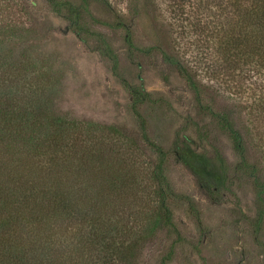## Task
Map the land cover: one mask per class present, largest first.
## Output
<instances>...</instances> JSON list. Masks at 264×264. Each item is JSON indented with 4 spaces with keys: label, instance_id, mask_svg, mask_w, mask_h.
<instances>
[{
    "label": "rangeland",
    "instance_id": "1",
    "mask_svg": "<svg viewBox=\"0 0 264 264\" xmlns=\"http://www.w3.org/2000/svg\"><path fill=\"white\" fill-rule=\"evenodd\" d=\"M205 1L140 0L135 6V0H89L80 8V21L87 31L77 35L68 28L65 8L57 14L46 0H0V115L22 114L28 120L0 122V126L38 128L48 134L33 143L26 141L28 134L23 135L26 140L13 134L10 139L0 137L3 192L10 194L16 180L25 182L26 188L28 181L37 187L47 182L46 172L38 167L52 147L46 149L43 140L47 145L55 141L48 129L58 128L47 119L73 123L72 128L87 133L98 128L108 132L107 126L124 129L128 136L124 142L92 134L91 154L81 165L71 156L82 147V139L70 137L56 146L62 151L67 145V157L81 166L65 167L61 177L71 188L79 174V184L71 188L70 196L77 201L76 194H87L80 200H95L91 220L95 228L102 230L108 221L114 230L110 244H133L123 255L126 260L112 264H264V222L256 239L250 223L253 196L246 178L236 184V197L216 204L168 152L186 116L204 124L212 121L210 115L200 111L186 80L157 50L141 53L130 48L126 30L117 27L129 28L131 42L138 49L158 45L188 63L202 83L204 105L213 111L235 109V124L264 175V112L257 105L260 100L264 103L263 71L255 74L250 65L236 67L239 76L227 82L224 74L210 73L209 66L222 64L216 54L219 46L215 38L206 48V32L201 28L205 22L217 23L219 10L218 0L208 10ZM108 51L115 55L114 71ZM129 87L149 93L150 101L134 104L136 96ZM133 108L142 116L149 140L168 152L160 180L152 173L157 156L140 138V120ZM186 133L193 137L191 129ZM216 140L234 164L237 156L232 141L217 134ZM59 155L65 157L63 152ZM163 196L165 208L161 207ZM59 223V264L93 260L91 251L82 253L76 237L66 248V222ZM29 227L16 228L15 236L26 241Z\"/></svg>",
    "mask_w": 264,
    "mask_h": 264
},
{
    "label": "trees",
    "instance_id": "2",
    "mask_svg": "<svg viewBox=\"0 0 264 264\" xmlns=\"http://www.w3.org/2000/svg\"><path fill=\"white\" fill-rule=\"evenodd\" d=\"M46 1L50 4L52 11L57 14H61V9L65 8L66 15L63 16L73 33L80 35V31H87L80 21V8H83L89 0H80L79 5L76 6L67 1ZM91 1L101 2L103 0ZM139 1L135 0V6ZM215 1L206 0L205 8L208 10ZM216 4L219 10L218 22H205L204 27L201 28V32H206L204 42L206 48L211 47L215 38L219 46L216 54L222 64H217L214 68L213 65L209 66L210 73L216 76L224 74L228 77L224 79V82L239 76V74L236 75L235 68H241L243 65L252 66L255 74H260L261 71H263L261 74H264V0H218ZM117 27L126 30L125 41L130 48L141 53L157 50L163 61L173 66L186 80L194 93L200 111L210 115L212 121L204 124L195 121L191 116H186L185 123L176 131L168 152L175 163L183 166L192 174L198 189L204 192L213 203L221 204L226 197H236V184L242 177L246 178L251 188L254 207V216L250 219V223L257 239L264 222V175L259 165L251 158L249 143L235 124V109L224 107L213 111L209 105H204L202 103V83L188 63L158 45L138 49L131 42L129 28L123 24ZM108 53L110 54L111 51ZM212 55L213 52L208 54L210 57ZM111 56L114 71L117 63L115 55L111 53ZM129 88L133 93L132 96H136L134 104L136 101H150L149 93H140ZM257 105L264 112V103L261 100ZM133 110L140 120V138L145 147L151 149L157 156L152 173L154 179L160 180L163 177V162L168 152L149 140L142 116L135 108ZM249 113L251 114V110ZM23 116L22 114L0 115V122L8 124L23 120L26 122L27 117L23 118ZM50 120H53L54 127L58 128L48 129L49 136L56 139L49 145L43 140L44 147L49 148V151L52 147V152L50 151L45 161L38 167L39 171L46 172L47 182L37 187L36 182L31 184L28 181L27 184L30 187L26 188L25 182H22L23 186L16 180L14 183L16 187L10 194L3 192V186L0 183V264H59L57 247L62 245L59 241L60 227H62L59 222L61 221L66 222L65 230L68 234L66 248H70L73 238H78L82 253L90 251L93 253V260L90 261L92 264H112V262L126 260L123 255H127L126 250H132L133 244L126 246L118 243L117 245L110 244L113 241L111 239L114 231L109 228L110 223L105 221L102 230H97L91 221L94 216L95 200H80L85 199L83 196L87 194L83 196L76 194L77 201L73 199L74 196H70L71 188L73 187L74 190L79 184L81 179L79 174L75 178L74 186L68 188L67 183L62 181L61 171L74 165L76 169L81 167H78L71 159L74 157L81 165V161L91 154L92 134L97 132L102 138H113V142L127 141V134L124 129L116 126L105 127L108 132L104 133L101 128L87 133L85 130L78 131L72 128L73 123L61 121V119H47L48 122H51ZM188 128L192 130L193 137L187 135ZM46 131L38 128L26 131L22 128L13 129L0 126V137L10 139L13 134L15 138L26 140L24 136L28 134L26 141L33 143L41 135L47 137ZM216 134L232 141L237 156L234 164L228 162L216 144ZM70 137H73V140H83L82 147L76 150V154H73L71 159L67 157V145H63L62 151H57L56 147L70 140ZM28 150L31 151V147ZM62 152L65 157L59 155ZM161 207L165 208L164 196ZM53 218L56 222L50 223L49 220ZM77 223L79 227L75 228ZM25 224H31V227L25 231L26 241L14 234L16 228ZM74 229L76 233L73 232ZM115 251L117 253H114Z\"/></svg>",
    "mask_w": 264,
    "mask_h": 264
}]
</instances>
